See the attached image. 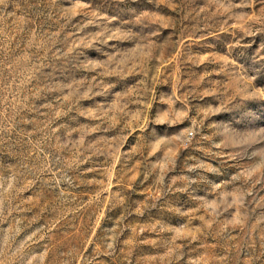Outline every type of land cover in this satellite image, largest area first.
I'll list each match as a JSON object with an SVG mask.
<instances>
[{"label": "rangeland", "instance_id": "374dc122", "mask_svg": "<svg viewBox=\"0 0 264 264\" xmlns=\"http://www.w3.org/2000/svg\"><path fill=\"white\" fill-rule=\"evenodd\" d=\"M0 264H264V0H0Z\"/></svg>", "mask_w": 264, "mask_h": 264}]
</instances>
